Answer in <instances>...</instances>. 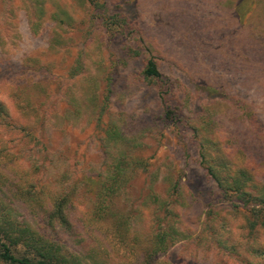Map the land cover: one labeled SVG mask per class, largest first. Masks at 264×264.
<instances>
[{"label":"rangeland","instance_id":"374dc122","mask_svg":"<svg viewBox=\"0 0 264 264\" xmlns=\"http://www.w3.org/2000/svg\"><path fill=\"white\" fill-rule=\"evenodd\" d=\"M94 1L0 0L12 252L36 257L39 241L62 264H264L254 206L236 196L264 197V86L223 45L247 17L264 45V0ZM176 104L182 118L166 120Z\"/></svg>","mask_w":264,"mask_h":264},{"label":"trees","instance_id":"16d2710c","mask_svg":"<svg viewBox=\"0 0 264 264\" xmlns=\"http://www.w3.org/2000/svg\"><path fill=\"white\" fill-rule=\"evenodd\" d=\"M93 7H96V2L91 0ZM228 0H220V2H226ZM243 1V0H241ZM246 22L244 26L240 29H237L236 32L226 35L223 39V45L231 49L233 52L238 53V67L241 69V74L246 76L250 82H253L258 87L264 86V45L257 40L254 35L250 34L249 23L250 18H245ZM238 25V23H237ZM143 78L148 80L150 83L156 85V80L161 78V74L158 70V66L153 59H149L142 71ZM0 113L6 114V107L0 101ZM164 118L168 121H172L173 118L181 119V107L179 104L174 105L172 108L167 107L164 111ZM127 163L122 161L116 163L113 166L111 172H109V178L112 181L110 187L107 189L108 193L112 195L115 194L117 183V177L124 179L125 169L124 165ZM206 174L212 176V178L217 182L218 187L223 188L226 186V179H222L219 176H216L215 172L212 169V166H205L204 161L201 163ZM116 173V174H115ZM116 177H115V176ZM237 200L239 203L244 205L251 204L254 206L255 215L253 216L256 219L255 223H252V230H255V225L259 223V230L264 231V197H254L243 189H239L236 192ZM55 210V209H53ZM59 216L62 215V212L58 209ZM63 220V216H61ZM65 222V221H64ZM4 237V238H3ZM3 240H6L8 243H5ZM17 240L19 242L18 236H12V233L5 230V228L0 227V260L6 264H62L61 259L58 258V255L52 253L50 255V246H46L45 243L39 242V245H32L34 247V252L37 253L36 257H29L27 255H15L11 250V244L16 246Z\"/></svg>","mask_w":264,"mask_h":264}]
</instances>
